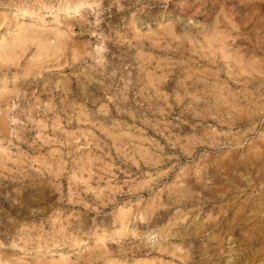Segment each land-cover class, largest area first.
<instances>
[{
  "label": "rangeland",
  "instance_id": "rangeland-1",
  "mask_svg": "<svg viewBox=\"0 0 264 264\" xmlns=\"http://www.w3.org/2000/svg\"><path fill=\"white\" fill-rule=\"evenodd\" d=\"M0 264H264V0H0Z\"/></svg>",
  "mask_w": 264,
  "mask_h": 264
}]
</instances>
